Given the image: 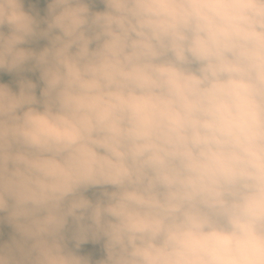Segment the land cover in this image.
<instances>
[{
  "label": "clouds",
  "instance_id": "obj_1",
  "mask_svg": "<svg viewBox=\"0 0 264 264\" xmlns=\"http://www.w3.org/2000/svg\"><path fill=\"white\" fill-rule=\"evenodd\" d=\"M43 3L0 0V264H264V0Z\"/></svg>",
  "mask_w": 264,
  "mask_h": 264
},
{
  "label": "trees",
  "instance_id": "obj_2",
  "mask_svg": "<svg viewBox=\"0 0 264 264\" xmlns=\"http://www.w3.org/2000/svg\"><path fill=\"white\" fill-rule=\"evenodd\" d=\"M44 6H46V5H44L43 0H41V7H44ZM29 75H31V74H29ZM32 78L35 79V76H32ZM0 79H2L3 82H8V83L12 84L13 87H15L14 77L4 76V77H0ZM8 231H10V230L6 228L5 229V233H6L5 239L7 238V232Z\"/></svg>",
  "mask_w": 264,
  "mask_h": 264
}]
</instances>
